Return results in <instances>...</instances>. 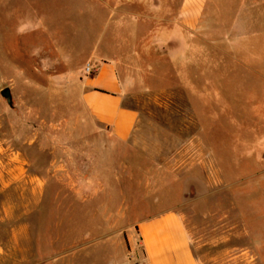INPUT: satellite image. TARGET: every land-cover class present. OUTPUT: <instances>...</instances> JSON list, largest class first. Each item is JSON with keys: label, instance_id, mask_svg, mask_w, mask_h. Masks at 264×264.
I'll list each match as a JSON object with an SVG mask.
<instances>
[{"label": "rangeland", "instance_id": "obj_1", "mask_svg": "<svg viewBox=\"0 0 264 264\" xmlns=\"http://www.w3.org/2000/svg\"><path fill=\"white\" fill-rule=\"evenodd\" d=\"M180 6L181 0H0V242L14 231L20 238L0 264H25V220L45 248L63 250L87 228L99 235L103 218H111L112 240H127L135 219L157 211L136 212L131 204L173 188L170 203L179 205L201 264H264V109L251 112L264 96L249 97L264 82V0H209L200 26L187 32L193 56L209 59L201 67L226 79L223 96L205 99L187 93L168 54ZM109 30L139 121L135 143L105 151L109 131L83 106L75 73L91 63L82 61L87 46L80 34L92 32L98 43ZM238 73L237 96L225 95L227 79ZM89 179L109 188L91 202L94 225L77 204L90 196ZM81 186L85 191H75ZM123 200L128 209H120Z\"/></svg>", "mask_w": 264, "mask_h": 264}, {"label": "crops", "instance_id": "obj_2", "mask_svg": "<svg viewBox=\"0 0 264 264\" xmlns=\"http://www.w3.org/2000/svg\"><path fill=\"white\" fill-rule=\"evenodd\" d=\"M208 1L181 0L178 23L167 38L168 41H172L168 53L170 60L173 62L179 78L187 80V93L202 99L207 96L215 98L223 96V84L226 80L222 75L202 68V64H210L209 59L194 57L191 52L194 48L188 43L187 32L191 33L192 30L200 26L199 22L204 15ZM80 35L84 40L82 43L87 46L85 49L80 48L81 54H84L82 61L91 62L97 71L93 75H88L84 67L77 71L75 76L78 77L83 106L100 128L109 131L110 136L105 138L103 143L105 151H108V146L111 145L135 143L133 135L139 121V110L127 103V83L119 74L120 59L109 43L112 36L111 31H106L103 39L98 43L94 42L95 34L92 32L86 31ZM79 51L76 55L74 54L75 57H79ZM81 71L83 73H80ZM239 76V79L242 80L243 77L239 73L231 79H227L229 82L226 85L229 84L231 88L230 90L225 89V95H230L233 98L237 96L235 80ZM198 82H201L203 87L198 88ZM262 83L263 85H260L258 90L255 86L250 89L252 92L250 98L255 97L256 92L258 95L264 96V82L262 81ZM204 89L207 91L205 94L203 93ZM258 107L264 109V103L254 106L251 112L256 111ZM213 152L217 153L214 150ZM88 184L84 185L90 194L88 200H79L77 204L81 206L82 210L79 214L87 215V220L91 217L92 225H94L95 211L90 212L91 202L95 200L98 193L104 194L109 188L106 186L95 187V179L93 181L89 179ZM45 190L46 188L43 189V191ZM75 191L82 193L85 191V187L81 186ZM174 192V188L163 190L154 201H137L131 204L130 207L136 212L144 209L157 211L135 219L132 222L133 227L129 226L131 232H129L127 240L123 235L116 236L115 240H112L113 237L109 230L111 218H103V227L99 228V235L95 232L94 227L87 228L78 237L76 243L63 250L55 247L45 248L42 234L37 235L35 232L32 234V228H29L28 221L25 220L22 228L23 249L21 251L25 252V264L28 259L32 258L34 260L31 264H201L193 252L191 233L183 215L178 210L179 205L170 203L174 198ZM121 203L120 209H128L129 205L126 200ZM86 205L89 209L87 213L84 211ZM101 206L107 207L104 202L101 203ZM24 209V215L31 217V205L24 204ZM88 221L90 222V220ZM19 239L14 231L9 242H0V257L4 252H11L9 243L13 244ZM114 243L116 246H113Z\"/></svg>", "mask_w": 264, "mask_h": 264}, {"label": "water", "instance_id": "obj_3", "mask_svg": "<svg viewBox=\"0 0 264 264\" xmlns=\"http://www.w3.org/2000/svg\"><path fill=\"white\" fill-rule=\"evenodd\" d=\"M1 94L7 99L9 104H13V100H12V96H11V92L9 88H5L1 91Z\"/></svg>", "mask_w": 264, "mask_h": 264}, {"label": "built area", "instance_id": "obj_4", "mask_svg": "<svg viewBox=\"0 0 264 264\" xmlns=\"http://www.w3.org/2000/svg\"><path fill=\"white\" fill-rule=\"evenodd\" d=\"M96 71H97L96 70V67L93 66L91 63L86 64V66H85V72L88 75H93Z\"/></svg>", "mask_w": 264, "mask_h": 264}]
</instances>
